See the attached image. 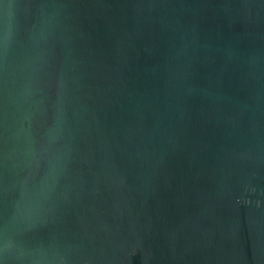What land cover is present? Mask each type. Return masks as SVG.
Instances as JSON below:
<instances>
[{"label":"water","instance_id":"water-1","mask_svg":"<svg viewBox=\"0 0 264 264\" xmlns=\"http://www.w3.org/2000/svg\"><path fill=\"white\" fill-rule=\"evenodd\" d=\"M0 264H264V0H0Z\"/></svg>","mask_w":264,"mask_h":264}]
</instances>
